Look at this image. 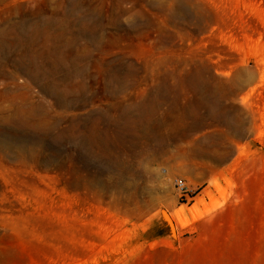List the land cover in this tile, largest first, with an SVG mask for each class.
I'll list each match as a JSON object with an SVG mask.
<instances>
[{"label": "rangeland", "instance_id": "374dc122", "mask_svg": "<svg viewBox=\"0 0 264 264\" xmlns=\"http://www.w3.org/2000/svg\"><path fill=\"white\" fill-rule=\"evenodd\" d=\"M0 264H264V0H0Z\"/></svg>", "mask_w": 264, "mask_h": 264}, {"label": "built area", "instance_id": "2783aa9c", "mask_svg": "<svg viewBox=\"0 0 264 264\" xmlns=\"http://www.w3.org/2000/svg\"><path fill=\"white\" fill-rule=\"evenodd\" d=\"M174 186L181 194H185L187 191L185 183L182 179H174Z\"/></svg>", "mask_w": 264, "mask_h": 264}]
</instances>
